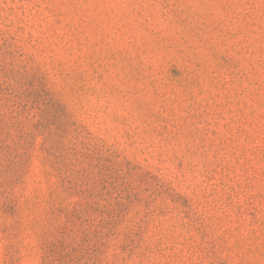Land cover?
<instances>
[{
    "label": "rangeland",
    "instance_id": "rangeland-1",
    "mask_svg": "<svg viewBox=\"0 0 264 264\" xmlns=\"http://www.w3.org/2000/svg\"><path fill=\"white\" fill-rule=\"evenodd\" d=\"M0 264H264V0H0Z\"/></svg>",
    "mask_w": 264,
    "mask_h": 264
}]
</instances>
